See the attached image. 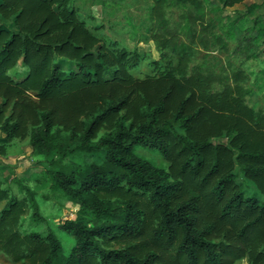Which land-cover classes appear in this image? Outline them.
Instances as JSON below:
<instances>
[{"label": "trees", "instance_id": "trees-1", "mask_svg": "<svg viewBox=\"0 0 264 264\" xmlns=\"http://www.w3.org/2000/svg\"><path fill=\"white\" fill-rule=\"evenodd\" d=\"M201 1L156 3L179 10L180 33L191 40ZM219 1L232 7L244 0ZM71 3L0 0V144L29 134L32 154L46 159L49 189L78 207L79 215L57 224L74 244L65 255L35 193L17 182L25 195L17 200L7 178L0 251L28 264H264V202L244 195L234 171L264 194V109L247 104L253 90L243 85L244 71L216 90L201 64L189 66L181 42L161 66L150 61L153 76L135 77L144 56L89 27ZM223 20L209 19L217 27L210 45L226 51L238 39L234 53L255 60L264 22L253 20L251 39L237 31L238 20ZM19 63L25 70L15 76ZM258 74L264 78L263 69ZM136 145L158 150L167 169L137 157ZM76 154L101 161L85 169L63 163ZM26 205L29 225L40 230L18 231Z\"/></svg>", "mask_w": 264, "mask_h": 264}, {"label": "rangeland", "instance_id": "rangeland-1", "mask_svg": "<svg viewBox=\"0 0 264 264\" xmlns=\"http://www.w3.org/2000/svg\"><path fill=\"white\" fill-rule=\"evenodd\" d=\"M156 1L72 0L71 4L77 11V17L86 22L89 27H98L100 34L111 41L118 42L119 47L130 52L137 51L144 56L145 60L139 69L133 71L135 77L153 76L155 72L150 71L148 66L150 61H158L161 66L168 57L173 58L170 54V48L174 44L178 45L184 42L189 46L188 52L191 53L189 66L201 64L202 69L213 76L215 81L213 86L216 90L230 84L233 85L231 78L233 71H244L246 80L243 85L251 87L253 90L247 97V104L255 109H264V78H261L260 74L254 75L260 70H264V37L257 41L255 60L242 62L243 57L233 51L236 43H238L237 41H239L238 39L230 40V49L226 51L210 45L211 31L216 32L217 27L213 29L209 22V19L217 15L229 19L223 20L225 22L238 20L235 25L237 31L244 32L251 39L256 38L257 30L253 27V20L257 18L264 22V6L261 5L264 0H244L232 7H224L219 0H202V18L195 21L196 32L191 40L189 38L191 37L190 34L186 36L180 33V27L183 23L180 19L179 10L173 8L166 11V9L160 8ZM253 3L260 5V7L254 9L252 13H247L248 6ZM162 23H165L164 31L160 28ZM1 27L6 28L7 26L2 23ZM164 43L168 47L162 50V44ZM206 45L209 46L208 49L205 48ZM164 54L168 56L166 59L163 58ZM60 63L65 72L73 71L70 64L65 61H60ZM24 70V67L19 63L15 69L11 70V74L18 76L23 74ZM258 85H261L263 89H259ZM0 138H3L1 132ZM1 144L4 150L3 154H0L1 187H5L7 178H10L12 181L9 186L17 200H23L25 196L17 182L27 186L35 193L41 215L57 235L63 253L67 255L74 244V239L60 229L57 224L60 218L73 219L76 215H79L77 205L49 189L50 183L44 175L45 170L48 168L46 159L43 156L32 154L29 134L23 138H15L8 143L1 142ZM134 149L137 157L151 162L154 166L167 169L168 162L158 150L141 145H136ZM69 161L75 163L80 169H85L91 163H100L101 160L96 154H76L69 156L63 163ZM234 171L238 176L236 183L241 184L244 195L255 196L260 202H264V194L260 193L250 180L243 177L237 168ZM30 214L31 209L26 205L19 232L41 229L39 226L31 227L29 225ZM81 215L87 225L92 226V222L88 219L91 217ZM28 261L27 258L18 260L15 256L0 251V264H28ZM241 263L248 264L246 260Z\"/></svg>", "mask_w": 264, "mask_h": 264}]
</instances>
